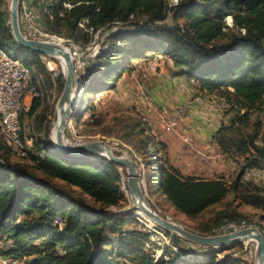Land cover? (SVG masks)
Returning a JSON list of instances; mask_svg holds the SVG:
<instances>
[{
    "label": "trees",
    "instance_id": "trees-1",
    "mask_svg": "<svg viewBox=\"0 0 264 264\" xmlns=\"http://www.w3.org/2000/svg\"><path fill=\"white\" fill-rule=\"evenodd\" d=\"M66 2H71L70 9L64 7ZM33 3L44 25H51V31L64 33L67 38L87 42V30H104L101 49L81 81L77 116L84 111L88 92L99 94L114 87L125 71L120 63L122 56L130 55L126 59L130 62L133 58L146 57L148 51L168 57L177 69L176 75L194 79L210 92L224 93L226 99L231 96L238 108H250L264 100V0H180L171 7L172 24L160 23L168 8L164 0H36ZM8 15L0 0V47L45 73L43 54L23 49L14 41ZM227 15L232 18L233 32L225 23ZM142 17L146 19L142 21ZM182 17L185 22L180 24L178 19ZM84 19L86 23H82ZM222 38L227 39L221 41ZM59 79L62 81L63 77ZM45 82L49 83L50 79L47 77ZM37 107L38 101L34 100L31 112ZM246 114H241L239 119L246 121ZM235 121L232 119L230 125ZM215 136L220 149L244 155L232 186L235 196L244 204L264 211V190L239 180L246 168L264 169V133L260 142L257 132L233 138L225 136L222 127ZM148 143L153 155L146 164H151L152 157L158 161L159 189L181 213L198 215L226 196L225 179L183 175L168 163L162 141L156 143L153 138ZM52 149L54 152L45 158L26 157L41 173L40 178L25 166L12 164L0 139V237L5 234L13 241V248L5 253L34 254L31 264H126L129 257H134L136 264H217L213 246L199 245L176 234L171 235V241L178 251L167 260L155 261L141 250L149 234L122 227L135 221L133 216L107 214L104 208H94L53 183L58 180L74 186L102 207L117 206L121 199L119 165L95 154L61 156ZM124 177L127 178L126 173ZM124 185L127 188L126 180ZM56 218L62 219L61 226L55 222ZM238 218L246 220L227 205L212 218L213 228ZM213 228L205 229L209 233ZM163 232L169 235L168 231ZM181 240L205 253L198 258L195 255L192 262L186 261L183 255L187 250L179 247ZM222 264L241 263L227 259Z\"/></svg>",
    "mask_w": 264,
    "mask_h": 264
},
{
    "label": "rangeland",
    "instance_id": "rangeland-1",
    "mask_svg": "<svg viewBox=\"0 0 264 264\" xmlns=\"http://www.w3.org/2000/svg\"><path fill=\"white\" fill-rule=\"evenodd\" d=\"M164 1L168 8L165 19L160 23L164 22L166 24H172L173 19L171 7L178 4L180 0H178V3L174 2V0ZM70 3L71 2H66V4ZM10 4L9 2H3V8L8 10L9 13L8 20H10ZM169 4H172L173 6H169ZM64 7L67 9L71 8V6ZM229 16L230 15L226 16L225 23L227 20H229ZM41 19L42 18L40 16L42 26L49 32V34L58 38H54L56 42L64 46L66 49L68 48L67 50L69 53L75 52L73 54V58L84 61L85 68L87 65H89L91 60L97 56L101 49L102 41L105 37L103 29H98L96 31L90 29L87 30L89 33L87 42L75 41L74 39L67 38L64 33L51 31V25H44ZM141 19L144 21L146 18L142 17ZM178 21L180 24H183L185 22V18H179ZM228 27L231 28V32L235 31V28L232 27V23L231 26ZM226 39L222 38L221 41ZM146 54L147 56L143 57L146 59V62L137 61L139 58H133L132 61L126 62V59L130 58V55L124 57L122 56L120 63L123 64L125 71L115 81L114 87L106 89L99 94L91 92L87 93V100L85 102L82 115L77 116L74 114L73 117H71V119H69L66 123L64 131L66 141L70 145H77L89 140H103L111 146V149L115 155L125 156L133 161V159H135L134 154H136V157L139 159L136 158V163L134 161L133 163L135 164L137 171L140 172L144 181L143 185H141L144 190L145 202L158 215L170 221L176 222L187 229H190L196 233L208 235V230L205 228H213L214 223L212 218L215 216L216 212L229 205L231 210H234L237 213L245 216L249 223H251L253 226H256L259 231L264 233V211L241 202L235 196V192L232 188L233 182L240 172L239 170L243 164L242 160L236 161L237 164L229 160V163L233 164L235 168L231 172L222 171L215 173L214 177H207H222L225 179L228 185V192L220 202L209 206L203 212L195 216H187L181 213L161 192L159 189L160 166L154 157L151 159V164H154V167L152 169L150 168L153 172V176L151 178V171L150 169L147 170L146 168L148 167L146 164L148 159L153 155V150L148 142L151 141V139H155V137H157L158 140L154 141L159 143L160 139L164 135L174 133L179 129L180 126L183 128L181 122L187 116L188 108L184 114V117L179 120V125L174 132H162L161 119H168L171 117L173 115L175 105L186 101V99L184 100L182 98L185 95V92H183L184 90L186 91L190 88V92L193 93L194 91L196 92L197 96L201 97V103H194L205 107V109L203 108L205 111H209L206 114L210 120L212 114L215 115V122L212 123L211 121V126H209L210 129L213 128L214 130L213 139L215 142L217 141L215 133L221 127L224 129L225 136L233 138H237L238 136H247L248 134L257 132V141L260 142L261 136L264 133V100L250 108L239 107L242 108L239 109L238 105L231 101V96H227L229 99H226V97L223 96L224 93L221 95L218 91L210 92L201 86L198 81L194 80L192 82L184 76L176 75V67L165 55L155 52L152 53L151 51H148ZM157 55H160V57ZM53 60L57 67L56 71L54 72L57 74L53 75L52 72L48 71L45 66L46 72H41L44 78V82L41 85L43 99L38 101V107L35 111L31 112V106L34 103V99H31V97L28 96L25 100L28 109L23 110L20 114V120L25 124L24 134L26 139L31 141L35 147L37 146L35 143H38L39 147L55 148L51 139V133L53 129L52 126L56 102L63 90L64 75L60 59L53 58ZM60 76L63 77L62 81L59 79ZM47 77L50 79L49 83L45 82ZM130 81L134 82L133 86L129 85ZM222 98L227 103H229V106L219 109L212 104V99L219 100ZM190 100H192V97ZM76 101L77 99L75 100V103ZM143 108L153 110L155 112V119H151L149 115L141 114V111L139 110H143ZM244 112L247 113L246 121L239 119L241 114ZM223 116L224 119L221 118ZM232 119H235L236 121L233 125H230ZM154 121L156 123H154ZM135 124L136 127L133 128L132 126ZM191 135L193 138L194 135L192 131ZM181 140L184 144L188 145V143L183 141L182 136ZM220 150L223 153H226L225 151L227 149ZM230 152L236 153L237 151ZM160 154L164 153L160 152ZM238 155L242 154L238 153ZM247 155L248 154L245 156ZM9 160L12 164L16 163L20 164L21 166H25L27 170L33 171L40 178L42 177L41 173L33 167V164L29 158H17L10 156ZM119 170L122 175H125L126 168L124 166H119ZM246 170L248 171V168H246L241 174L239 179L240 182L247 183L251 186H258L264 190V169H261V171L256 173L255 176H247ZM123 179L121 178L120 182L121 199L119 204L117 206H110L107 208L100 206L91 197L82 193L80 189L74 186L66 185L58 180H53V183L71 196L90 204L94 208H104L103 210L107 214H114L123 217L133 216L135 221L126 222L122 226L123 229L130 228L140 231L144 235L148 233V238H143V241L145 239L147 241H145L146 243L141 246V250L151 255L155 261L158 259L167 260L170 254L178 251V248L172 244V233L169 232V235H166L163 232V229L157 225H153V223H150L140 213H138L135 208L132 207L133 202L131 200L128 188H126L124 185V182L127 178L125 179L124 177ZM128 212H133L134 215H127L126 213ZM9 242L12 243V239L8 238L5 234H2L0 237V264L32 263L33 259L35 258L34 254L13 256L11 254L5 253L10 248H13V245H9ZM188 243V241L184 240L179 242V247H184L187 250L183 255L186 261L192 262V260L195 259V255L196 258H198L205 253V250H201L200 247ZM255 245L256 244L251 242H239L236 245L213 246L211 250L213 251L217 264H222L227 259L236 260L241 264H256ZM134 248L138 249L137 246ZM5 257H11L12 260L8 263H3V258ZM129 258L130 260H127L126 264H136L137 261L136 259H133L134 257Z\"/></svg>",
    "mask_w": 264,
    "mask_h": 264
},
{
    "label": "built area",
    "instance_id": "built-area-1",
    "mask_svg": "<svg viewBox=\"0 0 264 264\" xmlns=\"http://www.w3.org/2000/svg\"><path fill=\"white\" fill-rule=\"evenodd\" d=\"M10 1L11 0H3V2H9V4L11 3ZM64 6L70 7L71 5L64 3ZM169 6L173 5L169 4ZM228 18L229 20H227L226 23L228 26H231L232 18L231 16ZM8 22H10V20H8ZM86 22L87 20L84 19L82 23ZM18 24L21 34L26 38L37 41H54V38H57L50 35L49 32L42 26L38 11L27 0H19ZM115 24H120V22H115ZM74 53L75 52L70 53V55L74 65L76 80L81 84L83 76L87 72L88 65L85 68L84 61L74 59ZM157 56L160 57V55ZM53 58L54 57H50L48 55H42L44 66L48 71L52 72L53 75H56L57 73L54 71H56L57 67ZM190 81L193 82L194 79H190ZM43 82V75L37 67L25 63L18 57L11 56L7 51L0 47V139L5 144L10 156L12 157L26 158L29 155H34L39 158H45L48 154L54 152V149L49 147L36 148L31 141L27 140L24 134L25 124L20 120L21 112L28 109V106L25 103L28 96L37 101L43 99V92L41 89ZM200 98L201 97L197 96L196 92L193 91L191 101L199 104L202 102ZM212 104L219 109L229 106V103H227L223 98L219 100L212 99ZM188 106L189 101L175 105L173 115L168 119H161L162 132H174L179 125V120L184 117ZM181 136L185 143L190 144L193 140L191 130L188 128L183 129ZM224 154L230 161H233L236 164V161H240L244 157V155H238L234 152H226ZM134 157L135 159H139L136 157V154H134ZM204 157L205 159H209L210 154L206 153L204 154ZM135 159H133V161L136 163ZM260 171L261 169L257 167L248 168L246 175L255 176V174ZM138 176L140 184L143 185L144 181L139 171ZM121 178L123 179L124 176L122 175ZM55 222L59 226L63 223L61 218H56ZM252 228L257 229L256 226H253L245 219L227 220L213 228L208 235H221ZM261 233L264 236V233ZM241 242H251L256 244L254 239L241 240ZM9 245L12 246V243L9 242ZM3 259V263H8L12 260L11 257H5Z\"/></svg>",
    "mask_w": 264,
    "mask_h": 264
},
{
    "label": "water",
    "instance_id": "water-1",
    "mask_svg": "<svg viewBox=\"0 0 264 264\" xmlns=\"http://www.w3.org/2000/svg\"><path fill=\"white\" fill-rule=\"evenodd\" d=\"M18 3L19 0H11L10 4V25L14 41L23 49H30L43 55H48L54 58H61L64 62V85L60 97L55 106L58 108L60 117L59 125L57 126L56 136L57 143L54 144L55 149L61 156L83 157L91 154H96L106 158L109 162L126 168L127 174V188L133 202V208L142 212V216L151 221L153 225H157L163 230L199 245L208 246H228L236 245L241 240L254 239L255 245V263L264 264V236L256 228L243 229L236 232H230L221 235H204L196 233L182 225L170 221L158 215L145 202L144 190L139 182L138 171L135 164L130 158L125 156L115 155L111 146L103 140H89L77 145H70L64 143L62 140L63 132L65 131L66 122L75 114L76 103L74 105L72 91L75 87L79 88L77 102L81 97V84L77 82L72 57L69 51L62 45L55 43V41H37L24 37L19 29L18 24Z\"/></svg>",
    "mask_w": 264,
    "mask_h": 264
},
{
    "label": "crops",
    "instance_id": "crops-1",
    "mask_svg": "<svg viewBox=\"0 0 264 264\" xmlns=\"http://www.w3.org/2000/svg\"><path fill=\"white\" fill-rule=\"evenodd\" d=\"M27 1L33 5V7L35 6L33 2L36 0ZM137 61L146 62V59L139 58ZM129 85L133 86L134 82L130 81ZM183 92H185V95L182 98L189 101L187 116L181 122L183 128L180 126L174 133L164 135L160 139V141L166 145L165 152L168 158V163L177 168L183 175L207 178L214 177L215 173L222 171L231 172L235 168L233 164L229 163V159L216 145V142L213 139L214 130L209 127L211 126V121L212 123L215 122V115L210 113L212 114L210 120L206 114L209 111H205V107L197 105L190 100L193 95V93L190 92V88ZM139 111H141V114L149 115L151 119H155V112L153 110L143 108V110L140 109ZM221 118L224 119V116ZM154 123L156 122L154 121ZM184 128L190 129L194 135L192 142L188 145L184 144L181 140V134ZM154 140L157 141L158 138L155 137ZM207 152L210 154L209 159H205L204 157V154ZM147 166L148 167L146 168L149 170L154 167V164H147ZM152 176L153 172L151 171L150 178Z\"/></svg>",
    "mask_w": 264,
    "mask_h": 264
},
{
    "label": "bare ground",
    "instance_id": "bare-ground-1",
    "mask_svg": "<svg viewBox=\"0 0 264 264\" xmlns=\"http://www.w3.org/2000/svg\"><path fill=\"white\" fill-rule=\"evenodd\" d=\"M55 43H58L56 42V40L54 39ZM59 44V43H58ZM61 45V44H60ZM68 49V48H67ZM58 59H60L61 63H62V67L64 69V62L63 60L59 57ZM74 91H72V96H73V101H74V104H75V100L77 99L78 97V92H79V88L78 87H75L73 89ZM77 90V91H75ZM76 104H77V101H76ZM59 122H60V117H59V113H58V108L56 107V115L54 116L53 118V129H52V133H51V139L53 141V144L56 145L57 143V136H56V130H57V126L59 125ZM68 122V121H67ZM66 122V123H67ZM66 126V125H65ZM62 140L64 141V143H67L68 142L66 141L65 139V136H64V132H63V137H62ZM124 175V174H123ZM138 213H140L142 215V212L140 210L137 211ZM147 220V219H146ZM149 221V220H148ZM150 223H152L151 221H149ZM246 242V241H245Z\"/></svg>",
    "mask_w": 264,
    "mask_h": 264
},
{
    "label": "clouds",
    "instance_id": "clouds-1",
    "mask_svg": "<svg viewBox=\"0 0 264 264\" xmlns=\"http://www.w3.org/2000/svg\"><path fill=\"white\" fill-rule=\"evenodd\" d=\"M174 2L178 3V0H174Z\"/></svg>",
    "mask_w": 264,
    "mask_h": 264
}]
</instances>
